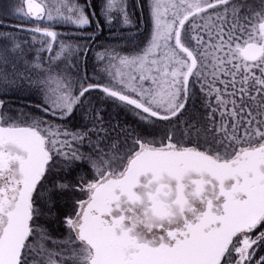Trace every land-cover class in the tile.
Returning <instances> with one entry per match:
<instances>
[{
    "label": "snow or ice",
    "instance_id": "1",
    "mask_svg": "<svg viewBox=\"0 0 264 264\" xmlns=\"http://www.w3.org/2000/svg\"><path fill=\"white\" fill-rule=\"evenodd\" d=\"M0 264H264V0H0Z\"/></svg>",
    "mask_w": 264,
    "mask_h": 264
}]
</instances>
